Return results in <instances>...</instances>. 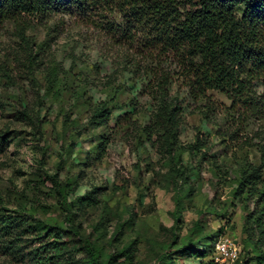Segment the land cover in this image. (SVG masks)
<instances>
[{
    "label": "rangeland",
    "instance_id": "1",
    "mask_svg": "<svg viewBox=\"0 0 264 264\" xmlns=\"http://www.w3.org/2000/svg\"><path fill=\"white\" fill-rule=\"evenodd\" d=\"M67 21L25 17L0 32V219L13 228L0 235V264H220V236L242 252L235 264H255L264 248L249 218L264 204L236 191L241 172L260 165L258 128L225 143L230 101L211 92L185 101L175 140L150 141L148 89L129 74L106 87L125 63L106 59L95 31ZM53 65L60 77L49 89ZM99 106L108 112L101 126L91 121Z\"/></svg>",
    "mask_w": 264,
    "mask_h": 264
},
{
    "label": "trees",
    "instance_id": "2",
    "mask_svg": "<svg viewBox=\"0 0 264 264\" xmlns=\"http://www.w3.org/2000/svg\"><path fill=\"white\" fill-rule=\"evenodd\" d=\"M25 17L46 24L66 18L105 40L106 59L125 63L120 70L114 67L103 80L105 86L113 87L117 77L129 74L155 101L144 131L150 141L177 138L186 100L197 104L211 92L226 96L230 106L224 142L234 141L252 125L261 142L260 165L250 164L241 172L236 195L256 196L264 204V0H0V32L6 23ZM59 77L60 69L53 65L47 73L49 89ZM173 82H178L176 91L170 88ZM122 91L115 89L114 96ZM209 105L203 109L207 119ZM93 120L97 126L107 122L104 106L95 108ZM196 146L199 152L208 148L200 139ZM60 192L66 200L64 190ZM250 219L260 229L257 245L264 248V206ZM247 232L253 240V227ZM12 233V225L0 219V235ZM89 255L90 261L98 260L95 249ZM252 260L264 264V250Z\"/></svg>",
    "mask_w": 264,
    "mask_h": 264
},
{
    "label": "built area",
    "instance_id": "3",
    "mask_svg": "<svg viewBox=\"0 0 264 264\" xmlns=\"http://www.w3.org/2000/svg\"><path fill=\"white\" fill-rule=\"evenodd\" d=\"M216 261L220 264H235L240 257V249L227 236H221L218 238L216 245Z\"/></svg>",
    "mask_w": 264,
    "mask_h": 264
}]
</instances>
